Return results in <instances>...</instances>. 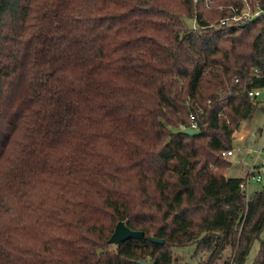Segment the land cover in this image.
I'll return each mask as SVG.
<instances>
[{
    "label": "trees",
    "instance_id": "trees-1",
    "mask_svg": "<svg viewBox=\"0 0 264 264\" xmlns=\"http://www.w3.org/2000/svg\"><path fill=\"white\" fill-rule=\"evenodd\" d=\"M242 2L0 0V264H244L256 239L264 264V187L222 155L264 111L233 83L264 70V16L209 26ZM119 221L144 238L110 243Z\"/></svg>",
    "mask_w": 264,
    "mask_h": 264
},
{
    "label": "built area",
    "instance_id": "built-area-1",
    "mask_svg": "<svg viewBox=\"0 0 264 264\" xmlns=\"http://www.w3.org/2000/svg\"><path fill=\"white\" fill-rule=\"evenodd\" d=\"M194 3L204 2L207 6L213 3V0H193ZM224 7L221 6L222 10ZM228 14L222 17L220 20H217L214 23H211L210 27H232L238 25L240 23H246L249 20H253L258 17L264 16V7L261 5L260 1L253 0H243L241 5H230L228 8ZM196 24H194V28L198 27L197 19L194 20ZM264 80V70L261 67H255L251 73L248 74L247 77L241 79L240 77H235L233 79L234 85L240 88L244 93H246L249 97L254 99H261L264 102V85H257L258 81ZM229 94L232 92V87H228ZM222 93V91H221ZM210 103V100H208ZM203 112V111H202ZM222 114V112L220 113ZM200 117L196 116L193 112L190 113V118L187 123H182L180 125L181 130L185 129H200ZM258 130L255 131H239L237 135V141L240 143L246 142L248 139L255 141L258 138ZM244 145L238 144L237 146H233L230 149H226L222 151L223 157L230 159L233 156H236L239 152L243 150ZM259 163L254 165V168L248 175L243 178V181L240 183V188L246 194L249 190V185L252 179L257 182L264 181V141L259 149ZM248 195V194H247Z\"/></svg>",
    "mask_w": 264,
    "mask_h": 264
},
{
    "label": "rangeland",
    "instance_id": "rangeland-1",
    "mask_svg": "<svg viewBox=\"0 0 264 264\" xmlns=\"http://www.w3.org/2000/svg\"><path fill=\"white\" fill-rule=\"evenodd\" d=\"M188 23L193 27L196 22L193 19H187ZM263 105V101L261 102ZM241 130L244 131H255L259 129H263V133L261 135L258 134V138L255 141L248 139L244 143H240L238 141L234 142V146L238 144H243V150L237 154L236 157L229 159L232 163L227 168L226 174L230 177H239L245 178L249 172H251L254 168V165L259 163V149L261 144L264 141V111L261 107L256 111L254 116L241 124ZM264 187L263 182H257L252 179L249 185L248 195H253L256 191L262 189ZM264 237V231L261 234V238ZM261 241L260 239H256L251 247V250L244 262V264H253L256 259L259 249H260ZM196 249L195 244H191L184 247H173L174 252V262L173 264H199L200 261L206 260L208 258V254H204L203 252L198 255H194ZM229 257V251L226 252L223 258L218 262V264H222L225 259Z\"/></svg>",
    "mask_w": 264,
    "mask_h": 264
},
{
    "label": "water",
    "instance_id": "water-1",
    "mask_svg": "<svg viewBox=\"0 0 264 264\" xmlns=\"http://www.w3.org/2000/svg\"><path fill=\"white\" fill-rule=\"evenodd\" d=\"M183 133L191 136H196L201 134V129H185L183 130ZM144 236H145L144 231L132 229L128 227L124 221H119L118 224L116 225L114 232L109 238V242L114 244H119L130 238L143 239ZM148 239L160 244L165 243L164 239H160L154 236H149ZM140 264H155V263L150 261H140Z\"/></svg>",
    "mask_w": 264,
    "mask_h": 264
},
{
    "label": "crops",
    "instance_id": "crops-1",
    "mask_svg": "<svg viewBox=\"0 0 264 264\" xmlns=\"http://www.w3.org/2000/svg\"><path fill=\"white\" fill-rule=\"evenodd\" d=\"M236 156H237V155H236ZM236 156H233V157H236ZM233 157H231V158H233ZM231 158H230V159H231Z\"/></svg>",
    "mask_w": 264,
    "mask_h": 264
}]
</instances>
